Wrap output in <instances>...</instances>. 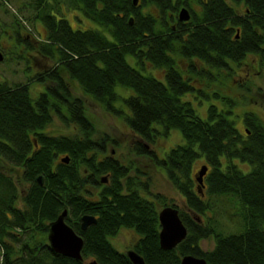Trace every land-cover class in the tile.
Listing matches in <instances>:
<instances>
[{"label": "trees", "instance_id": "obj_1", "mask_svg": "<svg viewBox=\"0 0 264 264\" xmlns=\"http://www.w3.org/2000/svg\"><path fill=\"white\" fill-rule=\"evenodd\" d=\"M149 1L162 9L174 5L172 0ZM131 2L74 0L98 28H72L65 19L45 23L49 36L39 52L53 60L54 66L36 72L25 83L0 80V161L17 168L27 184L23 204L17 207L21 190L0 172V213L9 206L12 218L7 225L22 229L23 241L36 243L37 234L46 235L48 224L67 211L65 222L83 240L82 259L53 255L44 247L42 264L93 260L133 264L126 251L116 249L109 240L120 228L137 233L130 249L144 264H180L185 255L204 258L207 264H264V125L246 114L249 131L241 135L231 117L232 100L220 91L214 95L224 108L211 104L207 117L200 118L191 102L181 98L195 91L196 85L193 78L183 77L185 72L175 56H195L207 63L210 70L191 72L203 85L213 83V68L227 69V60L257 51L260 32L264 33V0H210L203 3L201 18H193L184 30L167 27L170 32L166 34L148 21L129 25ZM234 5L242 6V12ZM27 46L32 48L29 42ZM151 68L161 69L162 76L153 75ZM66 75L113 115L120 112L115 102L122 100L130 111L124 114V122L137 137L135 154L148 156L161 166L194 216L168 204L162 194L151 192L149 177L142 180L143 171L136 168L130 173L132 162L124 164L107 152V144L113 141L94 136L83 103L70 95ZM34 80L52 85L36 97L29 88ZM117 88L130 89L132 94L123 98ZM53 115L63 123H75L79 133L45 132ZM172 128L180 131L183 142L160 158L151 146L156 136H166ZM200 157L207 166L203 195L198 192L194 169ZM243 164L249 166L247 171L240 169ZM226 203L239 209L244 223L240 233L224 234L211 223L217 208ZM169 205L178 209L187 234L174 248L162 249L158 212ZM84 214L93 215L96 222L83 230L80 218ZM205 239L212 240L211 249L202 248Z\"/></svg>", "mask_w": 264, "mask_h": 264}, {"label": "rangeland", "instance_id": "obj_2", "mask_svg": "<svg viewBox=\"0 0 264 264\" xmlns=\"http://www.w3.org/2000/svg\"><path fill=\"white\" fill-rule=\"evenodd\" d=\"M15 4L16 3H12L11 6H8V14L11 15L9 18L20 21L22 23V31L20 29L19 31H21L22 36L31 32L29 42L32 47H35L36 45L38 46L34 40L45 39V28L38 21H36V24H33L30 21L26 23L21 21V14L18 9L15 8ZM81 18L82 20H79L78 17H75L74 20H71V23L75 26L81 25L84 27L83 29L88 28L89 25L93 24L91 21L84 19L82 16ZM4 37V35L0 37L1 41H4ZM36 59L27 54L19 55L16 50H13L11 55V63L7 67L0 64V69L5 70L7 75H9L10 84L18 82L25 83L37 73L40 74V72L37 71V62L39 64L44 62V65L48 66V69L54 66V62L51 59H46L45 57H43L42 60H40L38 57H36ZM256 62L255 56L249 55L240 67H234V71H232L231 76L228 74V72L225 74L227 77L223 79V82L222 79L218 80L216 77H214V82L213 78H211V82L213 83L200 86L199 81H194V83L200 87H195L196 90L193 92H186L181 96V98L188 99L197 115L200 118L205 119L207 117L208 107L211 104L216 105L218 109L224 108L223 102L215 97L214 92L220 91L226 93L227 95H236L238 97L236 98L237 106L234 107L236 112H241L243 109L250 108L256 114H258L259 118H262L261 120L264 122V72L256 75ZM253 66L256 68H253ZM149 71H152V74L155 76H162L161 69L151 68ZM189 76H192V78L196 77L193 74H190ZM65 79L68 80L70 95L79 98L83 103L86 116L93 124L95 130L94 136L108 137L113 141L114 144H107V152L120 162H124V164H128L129 161L132 162L133 169L130 171V173L133 174L136 168L143 171L145 174H141L143 175L141 176L142 180H144L145 177H149L151 192L162 194L168 204L173 203L179 209L187 211L193 215L187 209L182 196L166 180L161 166L157 167L148 156L135 154L133 148L137 137L124 122V114L128 115L130 111L127 106L121 102L122 100L115 102L114 106L120 112L113 115L112 113L107 112L90 96L82 92L79 86L71 81L67 75L65 76ZM204 79L208 80L207 78ZM249 79H251L250 82ZM241 83L243 85H245V83L250 85L251 83V85L249 86L246 84L243 86V88L239 87L238 85ZM41 84L43 83L34 80L30 83L29 88L31 90L34 88L33 92H36L39 87H42ZM49 84L52 83L49 82L47 85ZM117 91L119 92L120 88H117ZM120 92V96L123 98L132 94V90L130 89H127V91L121 90ZM64 95L67 96V94ZM65 109L66 108L63 107L64 111ZM154 127L156 126L154 125ZM44 130L51 135H74L79 133L75 123H63L56 115L52 116L51 123L48 124ZM182 142L183 138L180 131L176 128H172L166 136H156L155 143L151 147H153V149L156 151L158 157L162 158L172 147ZM204 164L205 163L202 157L196 159L194 165L195 173H197L200 167ZM239 167L243 171H247L249 169V166L246 164L239 165ZM0 170V172H3L5 176L12 178L18 190H21V195L16 202L17 207H21L23 204L24 189L27 187L26 182L22 180L19 170L13 167L11 164L0 161ZM217 210L218 215L214 222L211 221V223L218 231H221L224 234H236L244 230V223L241 216L239 215V209L234 203L223 204L219 206ZM205 216L212 217L208 213H206ZM119 230L120 231L117 233V235L114 238H109V240L116 249L120 251H126V249L130 248L136 241L138 235L131 229L120 228ZM41 236L46 237L44 234H41ZM45 237L43 239H45ZM201 246L204 250H208L213 247V242L211 239H205L201 241Z\"/></svg>", "mask_w": 264, "mask_h": 264}, {"label": "flooded vegetation", "instance_id": "obj_3", "mask_svg": "<svg viewBox=\"0 0 264 264\" xmlns=\"http://www.w3.org/2000/svg\"><path fill=\"white\" fill-rule=\"evenodd\" d=\"M131 1L132 11L129 12V25L134 24L136 21H139L142 25H146L148 21L154 24L155 28L163 34H166L167 32L173 30L179 31L181 29H186V27L188 28L192 24L193 18H201V15L203 13V3L208 4L210 2V0H172V3L174 4L172 8L168 7L166 9H162L159 6L157 7L154 3H152V1L149 0ZM12 3H16L15 8L18 9L21 14V21L25 23L30 21L33 24H36V21H38L45 28V39L34 40L38 44V46L36 45L35 47L33 46L32 48H29L27 46V42H29L30 40L31 32L26 33L24 36H22V23L17 19L12 20L9 18L11 17V15L8 14V6H11ZM235 8L238 13H241L243 10L242 6H235ZM181 9L186 10L188 14L187 20H181L179 18ZM81 16L84 19H87L93 23L89 25L88 28H98L97 25L91 19L92 16L90 14L82 12L78 7H76L74 0H0V37L2 35L5 36L4 41H1L0 39V64L7 67L11 63V55L13 53V50H16L19 55L27 54L30 55L32 58L36 59V57H38L40 58V60H42L44 56L40 54L39 46L44 45V43L46 42V38L49 36L45 23L52 24L55 20L65 19L72 28L83 29L84 27H82L81 25L75 26L71 23V20H74L75 17H78L79 20H82ZM119 16L121 18L124 16L122 11L120 12ZM193 26L195 27L196 24H193L191 27ZM167 27L170 28V31H167ZM19 29L21 31H19ZM238 31H240V27L237 29V33L234 37L236 40L239 39ZM260 40L261 44L258 46L257 51L245 52L243 57L239 60H227V69L219 70L213 68L212 74L214 75V77H216L218 80L222 79L223 82V79L227 77L225 74L228 72V74L231 76L232 71H234V67H240L249 55L255 56V59L257 61V69H255L256 75L260 74L261 72H264V33L262 32H260ZM175 56H177L176 60L178 59L180 62L181 71L185 72L183 74V77L185 79L187 77L192 78V76H189L190 74H193L191 70H193L194 72L210 70L207 68V66H205L207 63H204V61H202L198 57L191 56L189 58H186L183 56H178L177 54ZM36 67L37 71L39 72L48 69V66L44 65V62L41 64L37 62ZM256 67L253 66V68ZM9 79L10 77L9 75H7L6 71L0 69V80L9 83ZM193 79L195 82L199 81V85L203 86L204 83L202 80L200 81L197 78ZM250 80L251 79H249V82ZM248 83H245V85ZM47 84H41L42 87H39L36 92H33L34 88H32V92L34 93V95L37 93V97L41 92H47V87H50L52 85ZM238 85L239 87L245 86L242 83ZM200 86L196 85V87ZM229 97L233 103L230 109L232 113L231 117L233 119L235 127L241 133V135H245L249 131L248 124L245 120L246 114L247 118H255L257 119V121L260 122V124L264 125V122L261 120L262 118H259V115L256 114L250 108L243 109L241 112H236L234 110V107L237 106L236 98L238 97L236 95H229ZM11 218L12 211L8 206V209H5L2 213H0V264H42L44 262L42 257L44 247L53 255H57V253H54L48 245L47 234L49 231V226L46 233L45 241H43L42 238L44 237L41 236V234L39 233L36 236V243L27 242L26 240H22L23 238H25L22 229L12 228L10 225H7L10 223ZM115 236H113V238ZM27 248L29 252L26 250ZM129 249L130 248L126 249V251ZM28 253H34L37 256L28 258L26 256Z\"/></svg>", "mask_w": 264, "mask_h": 264}, {"label": "water", "instance_id": "obj_4", "mask_svg": "<svg viewBox=\"0 0 264 264\" xmlns=\"http://www.w3.org/2000/svg\"><path fill=\"white\" fill-rule=\"evenodd\" d=\"M179 18L187 20L188 14L185 9L180 10ZM1 56V55H0ZM1 58V57H0ZM67 162V158H63ZM207 172V166L202 165L197 173L195 180L197 182L198 192L203 195V177ZM105 182V179H101ZM38 183L41 185V178H38ZM67 211L62 213L52 222L49 223V231L47 234L48 245L50 249L57 254L74 258L82 259L81 249L83 240L75 231L65 222ZM81 228L84 230L90 224L96 222L93 215L84 214L81 216ZM158 220L160 223L159 245L162 249H172L180 243L187 234L185 225L182 223L178 209L172 205L163 207L158 212ZM126 254L133 264H144L143 259L133 250H127ZM88 264H99L96 261H89ZM180 264H207L204 258H197L191 255H185L181 258Z\"/></svg>", "mask_w": 264, "mask_h": 264}]
</instances>
